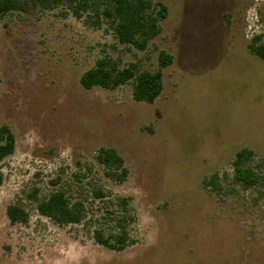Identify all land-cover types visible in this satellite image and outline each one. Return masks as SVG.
<instances>
[{
  "label": "rangeland",
  "instance_id": "1",
  "mask_svg": "<svg viewBox=\"0 0 264 264\" xmlns=\"http://www.w3.org/2000/svg\"><path fill=\"white\" fill-rule=\"evenodd\" d=\"M159 1L166 18L141 51L64 8L0 20V127L15 139L0 160V264H264V60L247 48L264 44V0ZM161 52L172 62L152 104L132 81L79 83L101 58L154 72ZM101 147L123 158L122 183L97 164ZM241 149L260 177L250 189L233 181ZM214 174L218 191L204 186ZM56 191L82 205L79 224L37 212ZM117 222L132 241L119 252L93 239Z\"/></svg>",
  "mask_w": 264,
  "mask_h": 264
},
{
  "label": "trees",
  "instance_id": "2",
  "mask_svg": "<svg viewBox=\"0 0 264 264\" xmlns=\"http://www.w3.org/2000/svg\"><path fill=\"white\" fill-rule=\"evenodd\" d=\"M39 7L44 10L64 8L73 17L83 19L86 24L100 27L106 23L112 30L118 43L130 45L137 50H144L148 43L159 33V23L166 18L167 7L159 0H0V20L12 13L27 12L29 7ZM248 51L264 60V44L248 45ZM170 55L161 52L158 57L159 68L154 71L137 72L132 67L117 68L108 58L99 59L94 67L84 72L79 83L84 89L101 87L115 89L130 81L133 82L132 98L136 102L152 104L162 91L161 69L171 64ZM15 147V139L6 125L0 127V160L10 156ZM253 153L247 149L236 152L233 167V181L250 189L257 185L260 177L249 166ZM95 160L105 172V176L117 183H122L127 176L123 158L114 148L101 147L97 150ZM218 176L212 175L206 188L218 191ZM98 197H102L99 193ZM125 203L122 208L125 209ZM37 212L58 226L79 224L82 221L83 210L80 203H71L61 191L50 194L39 201ZM6 215L11 224L25 223L26 212L19 206L10 205ZM117 230L105 235L101 229L93 232L94 241L102 247L122 251L132 241L121 222H117Z\"/></svg>",
  "mask_w": 264,
  "mask_h": 264
}]
</instances>
